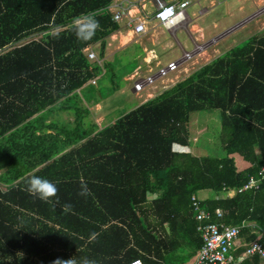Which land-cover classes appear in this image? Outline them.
Returning <instances> with one entry per match:
<instances>
[{"label": "trees", "instance_id": "trees-1", "mask_svg": "<svg viewBox=\"0 0 264 264\" xmlns=\"http://www.w3.org/2000/svg\"><path fill=\"white\" fill-rule=\"evenodd\" d=\"M113 2L0 0V264L92 260L93 244L105 239L119 242V253L107 259L104 252L95 264H159L155 250L162 241L148 230L144 213L164 210L163 222L171 223L181 217L182 206L190 207L199 251L191 196L203 190L219 196L250 178L256 188L201 205L223 210L224 223L242 226L241 234H249L244 222L264 231V35L109 126L84 128L75 93L100 72L85 51L99 44L102 57L105 38L118 28L109 9ZM84 17L98 21V28L90 40L80 41L76 21ZM54 109L70 112L74 122L47 124ZM206 110L220 113L225 156L174 152V145L192 147L190 116ZM234 155L246 162L244 170L236 169ZM29 174L56 184L49 202L28 194ZM148 193L156 195L152 204ZM94 217L100 224L93 231ZM109 219L121 226L101 229Z\"/></svg>", "mask_w": 264, "mask_h": 264}, {"label": "crops", "instance_id": "crops-1", "mask_svg": "<svg viewBox=\"0 0 264 264\" xmlns=\"http://www.w3.org/2000/svg\"><path fill=\"white\" fill-rule=\"evenodd\" d=\"M122 1L125 13L121 14V19L117 23V30L109 33L105 38V48L102 57L99 55V44L88 48L89 51L94 53L96 60L92 62L99 67L100 72L75 93L77 96V103L79 107L82 108L84 128H87V125L92 124L94 127L96 126L98 130H101L117 120L116 117H113L116 112L114 109L122 104V102L120 101V104L119 102L113 103L111 100L112 95H104L101 87L107 85V82L109 81V78L107 77L108 70H110L109 65L117 62L116 55L119 52H125L130 46H138L136 49H139V53L134 58V62H138L137 66L130 72L124 71L120 80L121 85L115 89L114 93L116 94L115 96H120L122 99L125 98L124 95L128 93L131 97L137 100V106H139L147 100L161 94L167 87L171 88L174 85H169L170 87L166 86V78H163V80L161 79L156 82L157 85L155 87L151 86L153 88L149 90L145 88L141 92L135 93L132 89L134 79L140 77V75H148L150 72H153L152 70L157 68L155 66H162L163 62H161L160 59L167 53L172 51V57H174H170L168 62L177 61L178 58L181 57L182 51L189 48L193 49L194 44H205V51H203L206 53V50H212L213 47L222 40L234 38L232 39V42H236V34L240 31L247 30V33H251L252 30L264 31V0H190L188 8H191V12L189 15L187 13L188 21L184 25L175 28L172 33L166 31L163 27L150 19L151 14L154 12L153 0ZM163 1L174 2L177 0ZM115 3L116 2H113L109 6L112 14L117 12ZM128 18H131L133 21L136 19L144 20L146 32L141 35H135L132 28L127 26ZM249 24L251 29L247 26ZM178 31L181 32L180 41L175 37V33ZM164 33L171 36L174 42H176V46H173L172 41L165 40ZM175 49L180 53L179 56L176 55ZM213 52L218 54L216 49H213ZM197 56H199V54L195 55L190 61L182 62L180 64L178 71H180L179 73H181L182 78H180L179 81L187 78L193 73H188L189 64L192 60L197 58ZM217 57L218 55L209 60L208 63ZM103 64H105L104 67ZM172 77L176 78V75L174 74ZM92 81H94V84H92ZM101 81L104 82L100 83ZM52 121H60L66 124L72 123L74 122V116L70 112L63 111L62 109H54V111L46 118L47 124ZM192 141L196 142V138H193ZM185 149L188 150L185 151ZM193 149H195L193 146H173V151L177 153L193 154ZM235 157H237V155H234V159ZM245 168L246 166L242 168V170ZM194 196L197 197L201 203H205L207 200H212L213 198L215 200L226 199L223 194L214 196L213 193L208 190H203L194 194ZM147 198L149 200L148 202L152 204V200L156 198V195L148 193ZM152 214L154 213H144V223L148 225V230L155 234L157 240L162 241L157 248L158 250H155L158 263L195 264L198 247L196 235L192 227V213L190 207L182 206L180 211L181 217L169 219L170 222L173 221L171 223L163 222V215L165 214L164 210L155 214V216ZM193 220L197 223L194 216ZM91 224L93 226L92 230L94 231L95 227L98 226L100 222L97 217H94ZM109 225L121 226L118 225L117 220L113 221L109 219L105 224H102L101 229H108V227H110ZM243 227L249 229V234H241L240 230L239 239L233 247V254L236 259L233 264H264V259L259 258L258 256L259 260L255 262L253 261L255 256L244 255L245 247L258 236L259 229L257 224L254 222H244ZM122 228L126 229V225H122ZM240 228L242 229V226H240ZM249 235H254V239L248 241ZM95 236L96 232L93 233L90 240H96ZM103 241L104 243L95 242L93 244L91 249L92 261L96 260V258H101L104 252H108V255H106L107 259L114 257V253H119V242H117V245H113V243L107 239ZM125 250L126 248H124V251ZM151 255L154 258V253Z\"/></svg>", "mask_w": 264, "mask_h": 264}, {"label": "built area", "instance_id": "built-area-1", "mask_svg": "<svg viewBox=\"0 0 264 264\" xmlns=\"http://www.w3.org/2000/svg\"><path fill=\"white\" fill-rule=\"evenodd\" d=\"M201 1V0H196ZM154 12L150 19L162 26L166 31L171 32L173 29L184 25L188 21L186 10L190 5V0H177L174 2H165L163 0H153ZM115 6L117 12H114L112 19L114 22H119L121 14L125 13L122 0H116ZM120 12V13H119ZM127 26L132 28L135 35H141L146 32L145 21L131 18L127 19ZM205 44H194L191 52L182 51L181 57L177 61L168 62L165 65L157 66L155 72H150L145 77H137L134 79L132 89L135 93H139L147 87L153 86L156 81L173 74L178 70L182 62L190 61L195 55L203 52ZM87 59L96 60L93 52L85 51ZM264 169H261L263 172ZM257 187V181L254 178L246 183L242 188L232 190H223L225 198H231L236 193H241L245 190H250ZM191 208L194 219L198 223L197 230L200 233L202 241L201 247L196 256L195 264H233L235 257L233 247L240 236V226L226 225L223 221V212L219 208L213 212L205 206L194 195L190 198ZM245 256H258L264 259V231L259 230L258 236L251 241L244 251ZM127 264H143L139 259H133Z\"/></svg>", "mask_w": 264, "mask_h": 264}, {"label": "rangeland", "instance_id": "rangeland-1", "mask_svg": "<svg viewBox=\"0 0 264 264\" xmlns=\"http://www.w3.org/2000/svg\"><path fill=\"white\" fill-rule=\"evenodd\" d=\"M190 12H191V8H188L187 9L188 15ZM247 26H249V28L251 29L250 24ZM173 30L170 33H172ZM180 33L181 32L179 31L175 33V37L179 41L181 40ZM236 35H237L235 37L236 42L233 43L232 39L234 38H230L227 40L220 41L218 44L215 45V47H213V49H216L218 51V54L216 52H213V49L206 50V53H204L205 51L204 50L201 54H199V56H197V58L192 60V62L189 64L188 73L194 72L199 67L208 63V61L214 58L216 55H218L219 57L231 49H234V48L240 49L244 47L245 44L249 42V39L255 38V37L258 38L264 35V31H253L252 30L251 33H247V30H244V31H240ZM39 36L40 35H36L35 36L36 39H38L37 37ZM164 36H165L164 38L166 41H172L173 46H176V42H174V40L171 38L169 34L164 33ZM136 48H138V46L132 45L125 52L123 53L119 52L116 55L117 62L115 64L112 63L109 65L110 70H108V73H107V77L109 78V81L107 82V85L101 87L102 93L104 95H107V94L112 95L111 100L113 103L119 102L120 104V101L122 102V104H120L116 109H114V111L116 112H115V115H113V117H116L117 119L129 113L134 108H136L138 105L137 100L131 97L128 93L124 95L125 98L123 99L120 96H115L116 94L114 93V90L121 85L120 80H121L122 74H124V71L130 72L137 66L138 62L137 61L134 62V58L139 53V49H136ZM185 51L191 52L192 49L189 48V49H186ZM175 53L177 56L180 55V53L176 49H175ZM170 57L174 58L172 57V51L167 53L166 55H164V57L160 59L161 62H163V65L168 63V60ZM118 60H122V61H118ZM90 61L92 62L95 60H90ZM152 71L155 72L156 68H154ZM179 72L180 71L174 73L176 75V78L172 77L174 74L165 77L167 81L166 86H169V85L171 86L172 84L175 85V83H177L179 79L182 78L181 73ZM140 76L145 77L146 75H140ZM103 82L104 81H101L100 83H103ZM156 85L157 83H155L153 86L155 87ZM151 88L153 87L150 86L146 89L149 90ZM189 131L191 134L192 146L195 148L192 151L194 155L196 156H215V157L225 156L224 151L221 149V143L219 142V135L221 131V121H220V113L217 110H206V111H200V112L192 114L190 116ZM193 138H196V142L192 141ZM186 150L188 149H185V151ZM235 159H234V162H235L236 169L238 171H241L242 168H244L245 166L247 167L246 162L243 161L241 157L237 155Z\"/></svg>", "mask_w": 264, "mask_h": 264}, {"label": "clouds", "instance_id": "clouds-1", "mask_svg": "<svg viewBox=\"0 0 264 264\" xmlns=\"http://www.w3.org/2000/svg\"><path fill=\"white\" fill-rule=\"evenodd\" d=\"M97 28L98 21L89 17H84L82 20L76 21L75 36L80 41L90 40L95 34V30ZM24 182L28 194L31 196H35L37 199L44 202H49L50 198L54 197L57 192V187L55 183L40 176L29 174L25 178ZM80 194L84 195L85 192L82 191ZM70 207V205L66 204L64 206V210L68 211ZM54 264H95V262L87 258H82L79 260L70 258L64 261L57 260L54 262Z\"/></svg>", "mask_w": 264, "mask_h": 264}]
</instances>
